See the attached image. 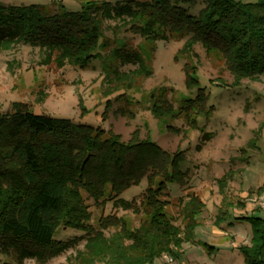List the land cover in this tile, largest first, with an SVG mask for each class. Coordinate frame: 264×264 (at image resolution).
Returning <instances> with one entry per match:
<instances>
[{"label": "trees", "instance_id": "16d2710c", "mask_svg": "<svg viewBox=\"0 0 264 264\" xmlns=\"http://www.w3.org/2000/svg\"><path fill=\"white\" fill-rule=\"evenodd\" d=\"M197 1L86 0L78 10L57 12L43 11L38 4H0V50L11 43L57 49L72 66L85 69L109 48L111 62L101 82L106 95L151 74L137 49L109 41L104 34L108 28L112 33L127 29L150 42L151 50L155 41L172 34L185 37L178 54L195 57V44L206 53L217 52L231 84L264 74V0H202L193 14L185 5ZM125 65L134 67L120 70ZM193 68L183 65L186 88L196 87L194 96L174 107L166 89L152 93L155 117L183 116L194 125L192 115L211 108ZM184 158L182 150L169 153L148 136L140 138L138 129L125 142L111 129L35 113L24 102H12L10 110L0 112V253L16 264L26 259L45 263L71 247L75 253L70 264H151L163 253L174 255L182 242L193 239L204 208L196 192L179 197V225L166 211L168 200L160 199L169 182L187 185V172L179 168ZM231 175L229 170L218 180L220 192ZM143 178L147 184L138 198L119 196ZM107 184L113 209L144 216L136 226L114 212L100 213L91 222L86 199L102 210ZM245 218L252 234L239 247L244 262L264 264V219ZM59 228L82 235L54 238Z\"/></svg>", "mask_w": 264, "mask_h": 264}, {"label": "rangeland", "instance_id": "374dc122", "mask_svg": "<svg viewBox=\"0 0 264 264\" xmlns=\"http://www.w3.org/2000/svg\"><path fill=\"white\" fill-rule=\"evenodd\" d=\"M82 1L86 0H0V4H38L43 11L57 12L78 10ZM185 6L195 14L202 0L194 6ZM104 34L114 45L137 49L151 74L136 79L131 88L106 95L101 82L104 69L111 62L109 48L101 58L92 61L91 67L81 69L72 66L60 50L11 43L0 50V112L10 110L14 101L24 102L35 113L100 126L106 132L111 129L125 142L138 129L140 138L148 136L169 153L182 150L185 158L179 168L187 172V185L180 187L175 181L169 182L167 194L160 195V199L168 200L166 211L179 225V197L186 199L185 194L196 192L204 208L198 216L193 239L182 242L174 255L168 253L172 259L169 263L160 257L151 264H245L239 247L248 244L252 234L249 219L245 217L264 219V208L258 204V196L264 195V190L260 192L264 188V74L231 84L232 76L217 52L206 53L195 44V57L178 54L185 37L177 34L168 40L155 41L153 50L150 42L127 29L112 33L108 28ZM185 63L193 64L197 86L208 94L207 106L211 107L192 115L194 125L187 124L183 116L155 117L151 112L150 95L160 89H166L174 107L182 99L194 96L196 87L185 85ZM133 67L125 65L120 70ZM198 144L200 148L196 149ZM229 170L232 175L224 179V189L220 192L218 180ZM146 184L143 178L122 190L119 196L138 198ZM111 195L107 184L104 197L108 200L102 210L86 199L91 222L95 223L100 213L111 212L126 217L131 226L144 218L113 209ZM81 235L77 230L59 228L54 238ZM76 247L81 248L82 242ZM74 253L71 247L45 263L26 259L23 264H70ZM0 264L16 262L0 253Z\"/></svg>", "mask_w": 264, "mask_h": 264}, {"label": "built area", "instance_id": "2783aa9c", "mask_svg": "<svg viewBox=\"0 0 264 264\" xmlns=\"http://www.w3.org/2000/svg\"><path fill=\"white\" fill-rule=\"evenodd\" d=\"M258 204L261 208H264V195L258 196ZM161 257L165 258L167 263L172 261L171 257H169V255H168V253H163Z\"/></svg>", "mask_w": 264, "mask_h": 264}]
</instances>
